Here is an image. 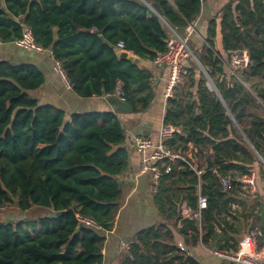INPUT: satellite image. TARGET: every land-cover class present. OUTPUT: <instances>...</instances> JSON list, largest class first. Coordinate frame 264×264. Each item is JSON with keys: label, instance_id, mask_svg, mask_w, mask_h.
Segmentation results:
<instances>
[{"label": "trees", "instance_id": "obj_1", "mask_svg": "<svg viewBox=\"0 0 264 264\" xmlns=\"http://www.w3.org/2000/svg\"><path fill=\"white\" fill-rule=\"evenodd\" d=\"M202 1L0 0V42L18 41L29 29L33 42L59 62L78 96L113 97L121 82L125 101L141 112L153 99L150 74L128 53L152 61L165 51L170 29L197 19ZM119 41L122 50L116 47ZM242 49L249 62L241 78L263 79L254 85L255 97L229 75L222 57L226 53V61ZM192 52L197 61H186L187 85L167 99L162 125L173 129L166 145L199 155L203 172L197 176L187 166L163 172L161 167L152 199L162 220L172 219L176 228L183 200L197 208L199 185L207 200L201 230L192 220L181 221L175 229L183 237L179 247L166 223L142 228L119 264H202L190 254L189 243L236 251L235 237L251 217L259 220L264 238V205L249 203L238 184L230 189L219 184L221 176L247 173L258 155L264 160V115L256 113V99L264 105V0H229L209 19L205 42ZM199 64L217 93L208 88L203 72L195 79ZM44 80L33 63L0 60V207L45 211L38 222H0V264H104L101 231L111 230L121 193L114 177L127 169L124 128L113 111L66 116L38 103L30 91ZM227 114L233 120L227 122ZM50 212L56 216L47 217Z\"/></svg>", "mask_w": 264, "mask_h": 264}, {"label": "crops", "instance_id": "obj_2", "mask_svg": "<svg viewBox=\"0 0 264 264\" xmlns=\"http://www.w3.org/2000/svg\"><path fill=\"white\" fill-rule=\"evenodd\" d=\"M228 1H202L201 12L192 23L194 31L190 35V40L196 47H200L205 42L209 19L218 16L220 8ZM217 48H220L219 43L217 44ZM128 55L133 56L137 60L138 65L150 74L153 99L148 108L141 112L114 109L113 101L115 98L108 95L92 97L78 96L68 82L66 83L56 71L54 60L49 51L37 52L20 45L17 41L10 43L0 42V60H8L16 64L33 63L44 73V83L39 88L30 91V94L38 100V103L48 104L62 109L66 116H69L73 112L113 111L124 128V147L128 152L127 169L114 177L121 190L119 208L112 228L106 235L104 246H117L118 241L120 245L127 244L128 246L136 230L134 229L131 233V229L133 230V228L129 226L120 227L119 220L122 214L132 210L131 204L133 202L148 201L152 203L154 193L151 177L140 171L139 156L133 145V137L138 134L154 136L160 128L164 111L163 92L168 77V69L165 66L155 64L153 61L142 60L131 53H128ZM225 56L226 53H223L224 63ZM187 65L191 67L190 61L187 62ZM136 127L139 132H137ZM159 223H165V221L161 220L154 224ZM169 228L172 230L175 244L182 247V237L175 229L172 227ZM199 247L196 246L193 248L194 255L189 251L190 254L196 257L202 264H209L208 261L211 260L203 256L206 254ZM103 254L105 257L106 248L103 250Z\"/></svg>", "mask_w": 264, "mask_h": 264}, {"label": "built area", "instance_id": "obj_3", "mask_svg": "<svg viewBox=\"0 0 264 264\" xmlns=\"http://www.w3.org/2000/svg\"><path fill=\"white\" fill-rule=\"evenodd\" d=\"M170 31L171 34L166 40L165 51L158 53L152 60L155 64L165 66L168 69V77L163 92L164 106L167 99L172 96L174 89L182 84L183 80L186 78V61L189 58H193L197 61L188 45V38L194 31L193 25L189 23L184 28V32L186 33L185 36L175 30L170 29ZM17 42L20 45L37 52L46 51L33 42L29 29L24 30L23 37ZM116 47L117 49L122 50L124 47L123 41H119L116 44ZM53 62L56 71L67 83L59 62L56 60ZM248 62V53L245 49H242L228 55V58L225 61V67L228 70L229 75H233L244 85L241 73L244 68H247ZM112 96L118 101H125L121 82L117 83ZM172 131V128L161 124L154 136L138 134L133 137V145L139 156L140 171L148 174L152 178L153 191L157 189L160 183V176L162 173L161 167H163V172H169L171 166H175L176 168L187 166L197 176H200L203 172V168L198 164L197 158L192 156L190 150L183 152L179 150L176 151L166 145V141L170 137ZM219 184L223 189H230L234 187V184H238L240 185L242 195L248 196L257 192L256 173L253 170H249L247 173L236 177H231L230 175L221 176ZM196 204L197 208L194 210L185 200L180 203V219L177 222L178 227L181 225V221L192 220L198 225L199 230H201V210L206 207L207 200L206 197L201 194L199 185H197ZM78 218L81 222L96 226L93 221L88 220L83 216H79ZM261 236V231L256 228L245 233L241 237L238 241L236 251L213 249L210 252L212 256L221 261L241 262L243 264H264V238Z\"/></svg>", "mask_w": 264, "mask_h": 264}, {"label": "rangeland", "instance_id": "obj_4", "mask_svg": "<svg viewBox=\"0 0 264 264\" xmlns=\"http://www.w3.org/2000/svg\"><path fill=\"white\" fill-rule=\"evenodd\" d=\"M10 43V42H8ZM189 47L192 50L193 46L196 45H192L191 41H188ZM191 63V66H193V63ZM198 71H196V76L195 79H198V73L202 70L201 68L198 66ZM243 82H244V86L245 88L250 92V95L252 97H255L254 92H253V88L254 85L260 84L261 82H263L262 78H257L252 82H248L246 81L244 78H242ZM187 85V77L183 80L182 84H180V87H185ZM179 87V88H180ZM195 90V88H193V91ZM259 107L256 109V113L259 115H264V105L260 103V101L258 99H256ZM258 161L253 163L251 165V167L249 168V170H253L256 173V179H257V192L253 195H243L244 197H246V199L250 202H260L261 204L264 205V190H263V184H264V161L263 159H261V157L257 156ZM198 160V164L203 166V159L198 155L197 157ZM152 180V178H151ZM132 210H129L127 212H125L124 214H122V217L119 220V225L120 227H124V226H129L131 228H133V230L131 229V233L134 231V229L140 230L142 228H145L147 226H150L154 223H157L159 221L162 220L161 215L158 213L157 208L155 207V204L153 202L152 199V203L151 202H144V201H135L132 204ZM255 208H257V206H255ZM45 215V211L43 207H39V206H33L30 209H28L27 211H20L17 209V207L11 206L8 208H1L0 207V222H4V221H11V222H15V221H25L28 220L30 222H38V219L42 216ZM126 216V217H125ZM251 217V216H250ZM165 223L169 226L174 228L173 226V220L169 219L166 220ZM252 228V229H256L259 227V220H257L254 217H251L250 220H245L244 222V226L242 229V232L237 235L235 238H237L238 240L241 239V237L243 236V233L248 229V228ZM98 229V228H97ZM102 233H104L105 235L108 234V232H104L101 231ZM111 236V235H110ZM182 241H183V237H182ZM191 243L188 244L189 246V251L194 255V250L193 248L196 246H200L199 248H201L206 255H203L205 257H207L209 264H243L241 262H226V261H221L218 260L216 257L212 256L211 254V250L214 249V247H206L202 242H199L195 245V246H191ZM212 246V245H211ZM106 248V254L104 257V264H118L119 260L122 259L123 255L126 253L127 251V244H121L118 241L117 242V246H105ZM203 261H205L204 259H202ZM117 262V263H116Z\"/></svg>", "mask_w": 264, "mask_h": 264}, {"label": "water", "instance_id": "obj_5", "mask_svg": "<svg viewBox=\"0 0 264 264\" xmlns=\"http://www.w3.org/2000/svg\"><path fill=\"white\" fill-rule=\"evenodd\" d=\"M153 8L155 9L156 6L154 5ZM177 32H179V33L182 34L183 36L186 35V33L184 32V28H183V27H182V28H179V29L177 30ZM129 57H130L131 60H136V59L133 58V56H129ZM136 61H137V60H136ZM199 66H200L202 72H203V73L205 74V76L207 77V86H208V88H209L211 91H214V92L217 93V90H216L214 84L212 83L211 79L209 78V76L207 75V73L204 71V69L201 67L200 64H199ZM246 71H247V68H244V69H243V72H246ZM113 108H114V109H118V110H122V111H123V110H132V106L129 105L126 101H118L117 99H115V100L113 101ZM225 120H226L227 122H229V121L233 120V118H232L230 115L227 114L226 117H225ZM137 127H138V126H137ZM137 127H136L137 132H139V130H138ZM258 156L261 157L260 155H258ZM261 159H262V157H261ZM263 161H264V160H263ZM55 216H56V213H55V212H50V213L47 214V217H49V218H53V217H55Z\"/></svg>", "mask_w": 264, "mask_h": 264}]
</instances>
